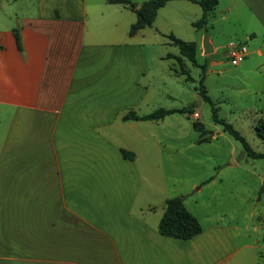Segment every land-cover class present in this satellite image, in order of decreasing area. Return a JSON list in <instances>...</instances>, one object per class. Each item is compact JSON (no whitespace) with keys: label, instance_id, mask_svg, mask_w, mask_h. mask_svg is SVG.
<instances>
[{"label":"crops","instance_id":"obj_1","mask_svg":"<svg viewBox=\"0 0 264 264\" xmlns=\"http://www.w3.org/2000/svg\"><path fill=\"white\" fill-rule=\"evenodd\" d=\"M131 1L140 9L149 0ZM217 1L205 29L194 26L201 6L177 0L131 34L137 15L124 4L0 0V264H255L262 248L255 235L258 187L249 193L240 175L261 177L247 161L210 158L204 166L196 154H216L200 147L215 136L194 127L196 110L124 120L156 111V62L182 57L156 51L173 45L170 35L196 45L205 75L219 65L212 57L225 39L229 61L230 45L247 49L235 66L243 77L264 72V0ZM177 19L194 30L190 41L173 27H181ZM233 189L248 190L242 219L228 207L230 196H239ZM174 197H183L201 225L191 239L159 231Z\"/></svg>","mask_w":264,"mask_h":264},{"label":"rangeland","instance_id":"obj_2","mask_svg":"<svg viewBox=\"0 0 264 264\" xmlns=\"http://www.w3.org/2000/svg\"><path fill=\"white\" fill-rule=\"evenodd\" d=\"M173 18L171 17V21ZM177 21L180 23L181 27H179L178 23L174 24L171 22L173 27H176V32L190 41V34L194 32V30L190 28V26L187 27V25L181 24L182 22L179 19H177ZM227 43L228 39H225L224 49L222 48L216 56L212 57L214 61L219 62V65L214 67L211 72L206 73L204 85L208 91L209 97L218 110V116L232 124L246 138L250 146L256 152L264 153V116L258 114V111H263L264 113V72L253 71L247 73L246 77H243L242 74L239 73V70H241L240 67L231 65L230 61L226 58L228 51L225 47ZM155 47L158 53H164V55H180L178 47L174 45L166 44L157 45ZM184 60L185 63L183 62V65L188 75L191 77V81H186V76L175 73L176 71L179 72L180 69V64L175 58H167L162 62H160V60L156 62L159 71H161L157 88L158 91L162 93V97L161 100L152 107H157L155 110L183 109L196 105L195 110L200 114L198 121L204 125L206 130L215 136L211 143L199 145L201 148L204 147V149L213 148L212 150L216 152V154L208 153L207 155L196 154V157L199 156L205 163L204 166L207 167L210 158H212V160L219 159L224 162H229L230 164L233 159L241 162L247 161L245 166L254 171L257 176L261 177V181L256 178L251 182L247 174L244 173L240 175L241 178L246 181L249 193L258 187V192L255 195V201L259 207L257 216L255 217V226L257 229L255 235L257 234L256 237L260 239L262 248L260 249L259 255L256 252L254 256L256 258L255 264H264V160L250 159L245 153L242 144L234 137L224 132L222 126L213 122V112L210 103L201 101V104H199V87L203 75L201 66L205 65V60L198 57V66L192 64L187 59ZM153 63L152 57L151 65H153ZM246 63L247 61H244L242 64ZM171 67L174 68L173 71L169 69ZM152 109L153 108H151V111ZM192 119L195 120V118ZM170 120L171 121H167L168 123L166 125L169 126L172 124V119ZM196 134L199 139V133L197 132ZM171 156L173 158L175 157V155ZM178 161L183 162L184 159L181 158ZM178 166H181V163H178ZM179 172H181V174H188V170H184V168H181ZM191 172L192 175H194L193 177H196L194 174L195 171L191 169ZM201 172H204V170L199 167V173ZM191 176L188 177L191 178ZM233 191L239 194L236 192V189H233ZM242 193L239 194L238 197L231 195L232 197L230 196L228 202L229 210L236 211L240 219L245 217L243 215L244 213L239 215V211L243 206L240 199L243 197L247 199L248 190Z\"/></svg>","mask_w":264,"mask_h":264},{"label":"trees","instance_id":"obj_3","mask_svg":"<svg viewBox=\"0 0 264 264\" xmlns=\"http://www.w3.org/2000/svg\"><path fill=\"white\" fill-rule=\"evenodd\" d=\"M109 4H124L135 11L137 15V22L131 27V34H134L137 30L151 26L157 16L158 10L165 6L170 1L177 0H149L144 3L140 9H136L134 3L131 0H106ZM198 3L203 11L202 18L194 23V26L197 29H205L209 22V16L214 8L217 6V0H189ZM169 39L171 43L178 47L180 54L182 57H176L177 62L180 64V71H176V73L180 75L186 76V81H191V77L188 75V72L184 68L183 59L189 60L194 65L197 64L196 60V45L194 43L184 42L180 39H177L174 35H170ZM203 75L200 80V93L199 97L201 101H205L210 103L212 106L213 112V122L222 126L224 132L228 133L232 137H234L237 141H239L247 156L252 160H264V153L256 152L248 143L246 138L229 122L225 119H222L218 116V110L215 107V104L212 102L210 97L208 96L207 89L204 85L205 81V72L207 69V65L201 66ZM196 105L191 107L179 109V110H165L158 109L153 113L146 116H138L136 113L131 112L125 115V121H160L163 118L170 116L175 113L180 114H194ZM194 127L201 133L202 137L206 135L205 127L203 124L199 122L194 123ZM208 138H202L200 142H207ZM125 158H131L132 154L122 151ZM159 231L162 235L177 238L181 240H188L199 233H201L202 228L199 221L186 209L184 205L183 197H174L168 199L165 204V214L160 222ZM264 256V254H263Z\"/></svg>","mask_w":264,"mask_h":264},{"label":"built area","instance_id":"obj_4","mask_svg":"<svg viewBox=\"0 0 264 264\" xmlns=\"http://www.w3.org/2000/svg\"><path fill=\"white\" fill-rule=\"evenodd\" d=\"M230 63L233 66H237L241 60L247 57V49L245 46L234 47V45H230ZM194 118L199 119L200 115L195 113L193 115Z\"/></svg>","mask_w":264,"mask_h":264},{"label":"water","instance_id":"obj_5","mask_svg":"<svg viewBox=\"0 0 264 264\" xmlns=\"http://www.w3.org/2000/svg\"><path fill=\"white\" fill-rule=\"evenodd\" d=\"M203 49H204L205 55H210L211 53H213V46L209 41V33L207 30L204 31ZM198 101H199V104H201V98H199Z\"/></svg>","mask_w":264,"mask_h":264}]
</instances>
